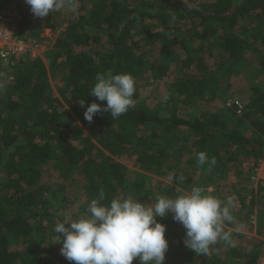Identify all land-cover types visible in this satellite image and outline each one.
<instances>
[{"label":"trees","instance_id":"1","mask_svg":"<svg viewBox=\"0 0 264 264\" xmlns=\"http://www.w3.org/2000/svg\"><path fill=\"white\" fill-rule=\"evenodd\" d=\"M11 6L21 15L19 32L40 42L48 21L35 17L24 0H0V11ZM71 14L46 55L47 65L39 58L27 60L12 82L0 80V264L48 263L52 239L62 242L54 231L64 221L57 208H61L59 202H66V182L76 177L84 184L85 214L90 201L99 199L101 192L105 196L101 203L106 205L113 198L129 196L151 204L158 196L175 198L194 186L202 187L205 194L216 183L224 187L229 172L247 182L246 191L232 185L234 206L241 211L254 206L256 197L242 163L264 158V87L251 89L242 114L232 106L227 107L229 116L205 110L194 118L164 117L163 105H142L137 80L148 73L152 80L162 81L169 74L165 60L178 68L194 67V76L176 75L172 88L175 104L191 107L220 100L236 64L245 56L260 57L259 72L264 76V21L260 19L264 0L197 4L184 0H77ZM236 28L247 32V37L235 32ZM175 48L185 54L183 61ZM58 60L65 67L60 99L48 80V71L56 70ZM0 73L4 74L1 68ZM97 73L131 74L136 82L135 106L119 118L100 112L92 122L85 120L88 105L106 106L89 96ZM79 101H85V106ZM145 127L151 130L147 133ZM171 146L188 149L189 163L198 170L205 168L206 173L197 178L183 175ZM130 148H134L131 154L142 173H130L118 162ZM198 152L214 157L215 165L197 166ZM44 169L52 171L50 181L43 182ZM258 196L264 199V191ZM157 220L166 226L165 234L185 238L184 227L171 214ZM46 237L50 240L43 247ZM225 246L227 257L211 247L200 264H257L263 257L261 250L245 255ZM181 247L193 256L184 242L178 245ZM181 255L177 264L189 262L188 255ZM52 263L75 264L66 259Z\"/></svg>","mask_w":264,"mask_h":264},{"label":"clouds","instance_id":"2","mask_svg":"<svg viewBox=\"0 0 264 264\" xmlns=\"http://www.w3.org/2000/svg\"><path fill=\"white\" fill-rule=\"evenodd\" d=\"M31 13L38 18L48 17L66 7L74 11L77 0H24ZM135 79L131 74L97 73L89 96L106 102V106L93 102L87 106L84 118L92 122L96 114L108 112L111 118L121 115L135 106ZM3 85L0 84V87ZM168 95L162 99L167 101ZM85 106V101H79ZM197 166H214V157L205 152L196 154ZM92 199L88 214L78 219H66L55 225L54 231L62 239L61 255L75 264H164L169 243L165 237L166 226L158 222L171 213L175 222L185 229L184 245L196 254L206 255L212 246L223 243L232 246L230 231L226 223H234L233 203L205 194L202 187L194 186L190 191L175 198L158 196L151 204H144L132 197L113 198L109 204Z\"/></svg>","mask_w":264,"mask_h":264},{"label":"rangeland","instance_id":"3","mask_svg":"<svg viewBox=\"0 0 264 264\" xmlns=\"http://www.w3.org/2000/svg\"><path fill=\"white\" fill-rule=\"evenodd\" d=\"M14 1L20 3L23 0ZM212 1L214 0H184L186 4L208 3ZM72 11V8L66 7L60 12L51 13L48 17L41 18L43 22L48 21V23L50 24L43 29L40 35L41 41L38 42L39 53L41 54L45 65H47L46 55L51 50L59 33L64 31L67 25V20L68 18H70L69 16L72 15ZM83 14H85V12H83ZM260 19L264 21V15H262ZM240 31L241 30L238 28H236L235 30V32ZM242 32L244 37H247L248 33L245 31H241V33ZM170 36H172L171 33ZM175 51L180 56V60L183 61L186 58L185 54L179 48H175ZM259 58L260 57L257 55L250 54L248 56H245V58H243L241 62L236 64L234 74H232V77L229 79L228 83L225 84V87L223 89V96L220 100L217 99L212 103H203L191 107H182L180 104H175L174 97L172 95V88L175 83L176 75L179 76L178 74H181L185 77L194 76L196 74L194 67H191L189 69L185 67L178 68L176 63L165 60L166 62H164V64L167 65L169 74L162 81L152 80L148 73L143 74L137 80L140 102L144 107L147 108L154 107L157 104L163 105L161 109V116L164 117H169L171 115H181L189 118H194L200 111L205 110L212 111L214 113L216 112L220 114H227L229 116L230 111L226 107V103L228 101L238 102L242 107L243 113L244 111H246V105L250 101L252 95L251 89L257 86H259L260 88L264 87V76L260 75L259 72ZM64 73L65 67L60 60L57 61L56 70H54L53 72L48 71V80L52 92L59 99L61 98V90L63 87L62 77L64 76ZM0 80L6 82L5 74L0 73ZM165 94H167L169 97L167 101L162 99ZM61 104L63 109H67L62 101ZM230 117L232 118V116ZM143 130L148 133L151 128L145 127ZM85 133L88 136L92 135L91 131L86 130ZM182 137H184V135ZM171 147H173L171 149L177 153L178 167L183 175L197 178V175L206 173L207 170L205 168V170H198L196 167H193L189 163L190 156L188 149L182 146L181 148L178 146ZM133 149L134 148H130L129 151H127L118 159V162H120L130 173H142L140 166L137 165V163L135 162V158L131 154V151ZM247 161L252 162L251 159H248ZM51 178L52 171L50 169L42 170L43 182L50 181ZM154 179L157 182L159 181L160 183H165L161 180V178ZM238 180L237 178L233 177L232 172H229L228 179L225 182L224 187H219V185L216 183L215 186L207 188L206 194L216 196L221 200H224L225 202L231 199L233 203L232 214L235 217V222L225 224V230L230 231L232 234L233 244L231 247L237 249V251L240 253H245V255L248 254L251 250H261V255L263 257L257 261V264H261V262L264 260V199H261L260 196H256L255 205L250 208L244 209L243 211L240 210V207H235L234 202L236 199V192L234 189L231 190V187H233L232 185L236 184L238 185L237 188L242 187V189H244L245 191V185H247V182L244 179L242 181L239 180L240 182ZM83 186V181H81L79 177L74 178L68 183L66 182V190L64 193L66 202H61V204L59 202L61 208H57L58 211L56 212L58 216H61L64 219V221L69 218L78 219L81 216L86 215L82 211V207L86 200L85 190ZM42 235L43 233H40L39 238L43 239ZM165 237L169 243V248L165 254L164 264H177L178 259L181 258L179 256H182L181 254L183 253L189 256V262L184 264L202 263L204 254H196L195 252L190 250L193 255L191 256L187 254V251H184L185 248H178V245L184 242V239L182 237L176 238V235L173 233L168 235L165 234ZM49 240L50 238L48 237L44 239V243H42L43 247L47 245V242ZM52 242V249H50L49 253L47 254V264H55L52 263V261L55 262L56 260H58L59 262H62L65 259L60 253V248L62 246H60L59 240L57 238H53ZM212 247H215V251L220 253L223 257H227V246H225V244L221 242V244L218 243L217 245ZM16 248L18 247L12 246V249ZM133 264H139V261L134 259Z\"/></svg>","mask_w":264,"mask_h":264},{"label":"built area","instance_id":"4","mask_svg":"<svg viewBox=\"0 0 264 264\" xmlns=\"http://www.w3.org/2000/svg\"><path fill=\"white\" fill-rule=\"evenodd\" d=\"M20 21L21 15L16 7L11 6L0 11V68L8 82L13 81L15 72L25 61L36 58L43 60L38 43L32 42L24 32H19ZM232 106L236 108L237 114H241L242 107L238 102L226 103V107ZM242 168L248 173L253 196H258L260 191H264V158L252 162L245 160ZM261 264H264V260Z\"/></svg>","mask_w":264,"mask_h":264}]
</instances>
